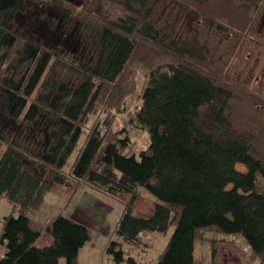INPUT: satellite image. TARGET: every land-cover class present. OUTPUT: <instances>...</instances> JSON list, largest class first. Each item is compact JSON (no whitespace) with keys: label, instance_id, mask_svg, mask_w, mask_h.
<instances>
[{"label":"trees","instance_id":"trees-1","mask_svg":"<svg viewBox=\"0 0 264 264\" xmlns=\"http://www.w3.org/2000/svg\"><path fill=\"white\" fill-rule=\"evenodd\" d=\"M74 1L0 0V199L17 210L0 217V264H77L92 230L62 212L35 215L47 193L65 187L70 201L83 183L130 198L109 245L116 260L140 264L125 246L173 227L151 264H203L196 244L225 234L250 246L247 262L264 264V90L231 75L246 67L247 36H257L264 0ZM34 3L44 16L30 31L46 22L54 38L16 30ZM186 12L225 35L210 53L184 25ZM71 33L79 52L60 55L54 45ZM56 64L75 80L53 83ZM138 71L140 106L130 120L149 142L137 155L113 122ZM90 117L97 118L84 130ZM143 186L154 196L146 216L131 207ZM43 233L50 243L36 246Z\"/></svg>","mask_w":264,"mask_h":264},{"label":"rangeland","instance_id":"rangeland-1","mask_svg":"<svg viewBox=\"0 0 264 264\" xmlns=\"http://www.w3.org/2000/svg\"><path fill=\"white\" fill-rule=\"evenodd\" d=\"M76 1L77 0L74 2ZM43 11L44 9L39 4H31L30 10L20 15L21 19L18 17V20L21 21V23H26L27 26L17 24L16 30L20 33L23 32L26 35L35 36H41L42 32H44L48 35H46V38H54L55 35L52 34L56 32L54 30L47 32L46 22L42 23V32L33 33L30 31L37 29L35 26L36 24H34L35 22L39 19L40 21H43ZM47 12L48 9L45 13ZM160 25L162 26L163 23ZM184 25L186 28L194 30L196 36L202 43L204 50L208 53H210L216 44L225 37L222 33L209 32L203 27H198L196 25V19L188 12L184 13ZM254 26L257 27L258 33L256 37L247 36V42L249 45L247 44L248 46L245 48L244 52V60L247 61L246 67L232 70L231 75L235 79L245 80L260 85L264 90V8L261 16L257 18ZM59 42H61V45H58ZM54 46V50L59 52L60 55H70L71 57L72 54L79 52V46L77 45L72 33L70 37H66V39L60 37V40L57 41V44ZM55 66L54 74L52 73L53 83L58 80L68 83L69 81L75 80L67 72L65 73L63 71L61 64H56ZM143 79V72L138 71L135 76V83L137 85L136 90L125 98L119 110L115 109V119L113 122L114 130H123L122 134H128L130 136L132 140L131 149L137 155L140 150L144 149L148 145L149 142L148 132L145 129L135 126L130 120V114L140 106L139 92L144 81ZM255 110L256 108H247L246 115L249 116L252 113H255L253 112ZM99 116L101 117L103 114L99 113ZM96 118L90 117L89 121L84 124L83 129L88 130L93 120ZM34 129L38 132L37 127H34ZM45 129L48 132V127ZM43 130L44 129H41L40 132L42 133ZM32 134L33 132L26 131L24 136L32 139L34 135ZM38 136L40 138V135ZM83 137L84 132L81 134L79 143L82 142ZM75 155L76 149L69 156L68 162L73 161ZM236 167L241 171H246L245 166L241 163H237ZM261 186L264 187L262 182ZM67 196L68 192L65 187L60 188L57 192L47 193L40 213H37L35 216L42 215L47 217L49 215L51 216L62 212L64 215L70 216L76 221L87 225L92 230L95 235V240L92 242L87 241L79 249L77 264H126L124 260H116L114 258L115 255L109 250V245L112 240L118 241L119 239V236L115 232V226L122 212L129 204V196L117 187H99L89 183L81 184L70 201L67 199ZM153 199L154 196L149 192V190L144 186L141 187V194L131 205L132 211L141 216L150 214L153 206ZM10 213L16 215L17 210L13 209L11 202H9L5 197H1L0 217ZM172 230L173 227H170L165 234L155 232L154 234L143 236L140 247L131 248L125 246V249L130 251L129 253L132 252L135 254L139 259L140 264H151L156 256V253L167 242ZM216 237L218 238L213 240V237V241H211L209 237L206 236L204 241L196 244L195 254L197 260H202L203 264H257L255 261L247 262L245 260L244 254L249 251L250 246L246 244L245 240L239 234H225ZM50 241V234L43 233L35 240L34 244L36 246H44L48 245ZM3 252L4 248H0V256ZM59 264H64V258L59 259Z\"/></svg>","mask_w":264,"mask_h":264}]
</instances>
